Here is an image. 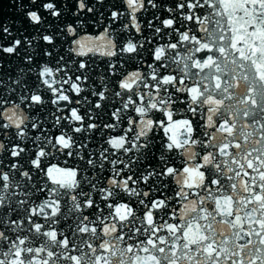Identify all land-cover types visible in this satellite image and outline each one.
I'll return each mask as SVG.
<instances>
[{
  "label": "water",
  "instance_id": "water-1",
  "mask_svg": "<svg viewBox=\"0 0 264 264\" xmlns=\"http://www.w3.org/2000/svg\"><path fill=\"white\" fill-rule=\"evenodd\" d=\"M0 264H264V0H0Z\"/></svg>",
  "mask_w": 264,
  "mask_h": 264
}]
</instances>
